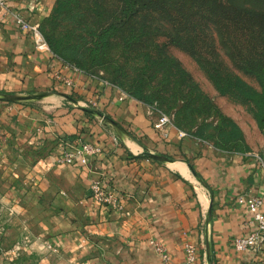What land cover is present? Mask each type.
<instances>
[{
	"label": "crops",
	"instance_id": "1",
	"mask_svg": "<svg viewBox=\"0 0 264 264\" xmlns=\"http://www.w3.org/2000/svg\"><path fill=\"white\" fill-rule=\"evenodd\" d=\"M5 1L33 23L48 12L45 0ZM226 115L251 153L180 138L176 129L162 139L149 106L49 46L37 50L0 12V197L10 198L0 200V264H159L154 240L173 264H189L187 243L196 247L193 264H264V243L256 252L233 244L253 228L237 197L264 191V133L256 121ZM82 142L102 153L85 166L54 165ZM96 178L121 197L122 211L93 201Z\"/></svg>",
	"mask_w": 264,
	"mask_h": 264
},
{
	"label": "trees",
	"instance_id": "2",
	"mask_svg": "<svg viewBox=\"0 0 264 264\" xmlns=\"http://www.w3.org/2000/svg\"><path fill=\"white\" fill-rule=\"evenodd\" d=\"M150 14L163 17L165 24L159 27L167 44H154V54H145L144 66L125 82L122 68L116 66L118 71L114 75L111 72L112 63L107 58L111 40L122 35L125 27L130 30L129 39L134 41L159 36L152 28L142 27V33L136 31L138 20ZM46 37L51 51L64 63L168 114L174 125L190 137L212 143L225 152L251 153L239 125L210 96L203 94L180 63L165 51L167 45L179 47L208 67L209 78L220 95L237 93L241 100L252 105L254 119L264 133V0H118L112 16L95 33L91 49L111 78L98 75L96 62L91 60L90 66L81 64ZM225 61L234 64L235 71L253 77L260 89L253 90L239 76L222 72L220 67Z\"/></svg>",
	"mask_w": 264,
	"mask_h": 264
},
{
	"label": "rangeland",
	"instance_id": "3",
	"mask_svg": "<svg viewBox=\"0 0 264 264\" xmlns=\"http://www.w3.org/2000/svg\"><path fill=\"white\" fill-rule=\"evenodd\" d=\"M45 2L48 6V12L40 23L45 39L48 36L59 49L65 51L70 57H74L75 61H79L81 64L90 66L91 60L96 62L98 75L111 78V73L98 57H94L91 49L94 46L95 33L100 30L106 19L112 16V11L117 6L118 0H45ZM58 6L59 9H57ZM143 17L145 19L140 18L138 20L140 25L136 27V31L142 33V27H145L146 30L152 28V30L158 31L159 36L149 35L143 37L141 41H134L129 39L130 30L125 27L122 35L111 40L112 45L107 54L108 62L112 63V74L114 75V71H118L116 66L122 68L121 77L124 74L122 79L125 82H129L136 72L144 66L145 54H154V44H167V39L161 36L162 27H159L165 24L163 17L154 14L143 15ZM165 51L180 63L181 67L190 75L192 82L198 86L203 94L210 96L214 103L223 108H221L223 112H227L248 126L254 124L252 105L241 100L237 93L220 95L209 78L208 67L200 64L195 55L174 45H167ZM206 56L213 59L210 55ZM220 70L226 74L239 76L253 90L260 89L258 82L253 77L235 71V65L229 61H225ZM161 77L162 74H159V78ZM175 80L174 77L172 82L175 83ZM3 199L9 200L10 198L2 195L0 200Z\"/></svg>",
	"mask_w": 264,
	"mask_h": 264
},
{
	"label": "built area",
	"instance_id": "4",
	"mask_svg": "<svg viewBox=\"0 0 264 264\" xmlns=\"http://www.w3.org/2000/svg\"><path fill=\"white\" fill-rule=\"evenodd\" d=\"M0 12L2 17L11 15L14 21L18 24L22 31L28 32L34 46L37 50L47 47L48 43L41 31L40 23L31 22L24 19L20 14L13 12L6 4L5 0H0ZM66 84L72 87L74 83L71 80H66ZM85 106H96V102L89 100ZM151 114L156 118L153 121V127L158 132L162 139H168L172 129L178 131V136L184 138L189 136L185 131L178 129L168 114L151 108ZM102 153V148L99 145L82 142L77 148L65 150L54 158V165H87L91 158ZM92 199L98 204L109 206L116 211H122L124 204L121 197L112 190L106 188L102 178H96L91 182L90 186ZM237 203L244 206L252 215L251 224L252 230L246 237H236L234 239V248L239 252L252 251L256 252L262 248L264 243V191L260 196L244 194L237 197ZM152 246L155 254L159 258V264H173L172 257L167 247L160 241H152ZM186 261L193 264L196 261V247L192 243L185 245Z\"/></svg>",
	"mask_w": 264,
	"mask_h": 264
},
{
	"label": "water",
	"instance_id": "5",
	"mask_svg": "<svg viewBox=\"0 0 264 264\" xmlns=\"http://www.w3.org/2000/svg\"><path fill=\"white\" fill-rule=\"evenodd\" d=\"M151 156H153V157H155V158H158L156 155H151Z\"/></svg>",
	"mask_w": 264,
	"mask_h": 264
}]
</instances>
